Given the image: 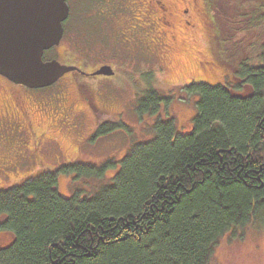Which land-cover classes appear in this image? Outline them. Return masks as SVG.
<instances>
[{
  "label": "trees",
  "instance_id": "1",
  "mask_svg": "<svg viewBox=\"0 0 264 264\" xmlns=\"http://www.w3.org/2000/svg\"><path fill=\"white\" fill-rule=\"evenodd\" d=\"M206 6L211 55L232 82L186 88L196 98L188 133L158 119L153 138L120 161L65 164L0 189V234L10 240L0 241V264H212L223 237L264 230V0ZM138 96L140 116L167 111L154 89ZM101 124L93 139L105 135ZM112 167L90 197L58 191L62 175L99 180Z\"/></svg>",
  "mask_w": 264,
  "mask_h": 264
},
{
  "label": "rangeland",
  "instance_id": "2",
  "mask_svg": "<svg viewBox=\"0 0 264 264\" xmlns=\"http://www.w3.org/2000/svg\"><path fill=\"white\" fill-rule=\"evenodd\" d=\"M91 13L85 8L81 10L78 25L74 18L65 24V28L69 27L68 33L59 52L79 64L88 59L83 67L86 73L93 72L103 63L118 73L114 78H106L80 76L82 74L72 72L53 86L39 90L22 89L30 92L40 104L32 102L30 108L33 129L44 148L41 157L46 164L38 166L40 171L52 170L63 164L102 166L110 159L120 161L134 145L153 138L152 126L158 119L172 118L178 132L188 133L196 115V98L189 95L186 88L191 84L203 83L212 87L232 82L230 72L219 66L211 55L205 26L198 24L193 28L192 43L187 40L190 34L181 33L176 49L168 52L162 47L157 48L156 56L145 63L122 44L127 39L126 34L120 33L125 27L120 19L131 17L130 13L117 12L119 16L114 20L103 16L91 17ZM259 39L264 41L263 35ZM89 50L93 52L89 53ZM50 55L51 52H46L44 58L48 59ZM198 62H202V66ZM78 82L90 91L91 103L98 111L83 105L78 95ZM5 89L6 84L0 81V96L5 94ZM145 89H154L168 98L166 112L162 104L161 110L154 116L138 114L137 98ZM61 93L65 95L63 103L67 111L59 108L64 96ZM99 124L106 131L105 135L93 139ZM54 139L61 143L62 154H58L57 148L56 153L50 149L49 143ZM29 142L27 147L31 144ZM22 145L23 152L32 154L26 144ZM32 167H20L18 164V169L8 170L0 187L8 189L34 177L36 173L32 172ZM111 169L113 167L105 170L99 180L83 178L73 182L70 176L62 175L58 179V191L64 197H70L76 190H83L81 194L90 197L99 187L109 184L112 172L108 170ZM0 241L6 243L10 240L1 236ZM212 264H264V230L248 229L242 237H223L216 247Z\"/></svg>",
  "mask_w": 264,
  "mask_h": 264
},
{
  "label": "flooded vegetation",
  "instance_id": "3",
  "mask_svg": "<svg viewBox=\"0 0 264 264\" xmlns=\"http://www.w3.org/2000/svg\"><path fill=\"white\" fill-rule=\"evenodd\" d=\"M67 4L69 13L63 23V38L59 46L50 51L51 59L58 61L60 57L65 56L64 53L59 52L64 41L65 24L76 15H78L77 19H79L80 14L76 12L85 8L90 9L92 12L91 17L103 16L109 17L112 20H114V17L119 16L117 12L130 13L131 17H122L120 19L125 25L124 31L122 30L120 33L126 34L127 39L122 44L133 56L143 59L145 63H149L156 56L157 48L162 47L163 51L168 52L169 50L176 49L179 45L178 38L181 33L190 34L186 37L192 43L193 28L197 27L198 24L205 27L211 24L206 0H67ZM116 21L119 22V20ZM61 63L75 65L82 70V64H75V62H70L71 64ZM198 64L202 66V62H198ZM104 65L107 64L98 65L97 69ZM114 71V76H116L117 71ZM74 74L79 75L80 73L75 72ZM0 81L6 84L5 94L0 96V184H2L1 182L7 177L8 170L18 169V164L20 167L33 166L32 172L34 171L37 174L41 172L38 168L46 163L43 157H41L44 148L41 147L42 142L33 129V120L30 114L32 102H37L36 98L30 92L22 90L24 86L14 83L8 84L1 76ZM79 83H77V86ZM77 90L83 105L86 104L91 106L93 111H98L95 105L91 103V94L88 93V90L87 95L80 93L79 86ZM84 97L89 98L85 99ZM64 98L65 95L59 108L62 111H67L63 103ZM37 103L40 106L39 102ZM22 138L25 140L23 141ZM28 141L31 142V144L29 142V147H27ZM22 144H26V148L31 150L32 154L27 155L26 151L23 152L24 148ZM60 144L55 139L54 141L51 140V143H49L50 149L56 153L57 150L55 148H57L58 154H62ZM63 148L65 150L64 146ZM59 157L60 155L56 158ZM0 189L4 188L0 187ZM1 236H6L7 239L8 235L1 232ZM6 243L4 242L3 244Z\"/></svg>",
  "mask_w": 264,
  "mask_h": 264
},
{
  "label": "water",
  "instance_id": "4",
  "mask_svg": "<svg viewBox=\"0 0 264 264\" xmlns=\"http://www.w3.org/2000/svg\"><path fill=\"white\" fill-rule=\"evenodd\" d=\"M67 0H0V75L17 85L42 89L64 75L81 72L57 60L44 61V52L57 47L68 16ZM91 76L111 77L110 66Z\"/></svg>",
  "mask_w": 264,
  "mask_h": 264
}]
</instances>
